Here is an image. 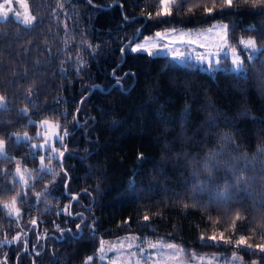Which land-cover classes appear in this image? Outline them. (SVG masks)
I'll return each instance as SVG.
<instances>
[{
	"label": "trees",
	"instance_id": "obj_1",
	"mask_svg": "<svg viewBox=\"0 0 264 264\" xmlns=\"http://www.w3.org/2000/svg\"><path fill=\"white\" fill-rule=\"evenodd\" d=\"M28 3L32 26L0 20V205L20 194L19 217L0 210V264H83L102 241L132 234L264 264V3L175 0L167 16L159 0ZM215 22L232 47L242 37L259 47L243 71L127 50ZM42 120L67 133L54 172L13 136Z\"/></svg>",
	"mask_w": 264,
	"mask_h": 264
},
{
	"label": "rangeland",
	"instance_id": "obj_2",
	"mask_svg": "<svg viewBox=\"0 0 264 264\" xmlns=\"http://www.w3.org/2000/svg\"><path fill=\"white\" fill-rule=\"evenodd\" d=\"M4 2L5 0H0V3ZM6 7H10L12 11H10L8 17L3 20L13 19L17 21L15 19L17 13H19L20 19H23L24 15L26 14V10L27 14L33 16L28 0H11V4L6 5ZM35 21L36 19L34 20L33 24ZM214 25L227 26V24L224 22H215L211 26L203 29L182 28L156 31L151 35L143 36L140 40L130 45L127 50L131 53H147L144 51H131V48H134L137 44L147 43L150 47L155 45V47L152 49L154 54L150 56H167L175 65L198 67L206 71L224 70L227 68L234 72L243 71L246 60L250 61L251 59H248V57L251 56L253 58L259 51V47L257 46V50L253 52L251 49L243 48V46L239 43L240 40L238 41L239 46L236 47V49L243 60V69L237 70L231 63V51L234 47H232L229 42L228 27H226V29L223 27L213 28ZM169 30L175 31L171 32ZM156 33H167V35L161 38L157 37ZM181 34H183V36H181ZM225 39L227 41L226 44ZM189 41H195L196 43H189ZM200 45H204V47H201ZM222 46L225 48L227 56H225V52L220 51ZM208 52L218 54L214 57L211 66L206 61L202 62L196 59L198 55ZM175 53H183V55L177 56ZM216 59H219V64L215 62ZM42 121L37 122L38 128L35 133H27L30 137V139L27 141L30 142L31 145H40L43 144L45 138H47L49 145L48 147H37L34 149L42 151L43 155L41 157H44V160L45 158H48V161H46V163L44 162L47 168L43 170L47 172H54L56 162L61 156L59 154L62 153L64 138L66 135L65 132L60 129L59 124L47 120L49 121V124L44 125ZM38 133L39 135H37ZM19 134L23 136L24 133ZM60 136H63L62 141L58 139ZM4 152L6 154V147H4ZM26 173L27 172L24 171L25 180L27 177H29V175H26ZM101 243H103L104 247L103 258H101V253L99 251L101 247L100 244L97 252L93 255H90L93 257V260L89 261L88 264H258L256 261H252L250 263L245 262L242 256L237 253L232 254L231 256L198 253L186 254V252L176 244L164 243L161 240L149 242L134 234L105 240ZM150 243H162L163 245L172 244L177 246L180 251L178 253H174L173 250H170L166 247L152 249L149 247ZM129 245H131V247H129ZM139 249H144L145 251L140 252ZM149 255L152 257V259L144 258ZM86 260L83 262V264H85Z\"/></svg>",
	"mask_w": 264,
	"mask_h": 264
},
{
	"label": "snow or ice",
	"instance_id": "obj_3",
	"mask_svg": "<svg viewBox=\"0 0 264 264\" xmlns=\"http://www.w3.org/2000/svg\"><path fill=\"white\" fill-rule=\"evenodd\" d=\"M247 2V0H246ZM253 4L256 3H264V0H252ZM11 4V0H5L4 3H0V20L6 19L9 15V12L12 11V9L10 7H6V5H10ZM159 4H160V11H158L156 13L157 16H167V15H171L172 14V7L175 4V0H159ZM234 4V0H223V6L224 7H233ZM62 7V5H60ZM191 10V9H190ZM206 13H211L213 11V8L211 7H207L205 8ZM151 14L149 13V16ZM15 19L19 22V23H23L25 26H30L33 24L34 20L36 19L34 16H31L29 14H27V10H26V14L24 15L23 19H20V15L19 13L16 14ZM219 27H223L226 29L227 26H219V25H214L213 28H219ZM171 32H174L175 30H169ZM210 31V30H209ZM167 35V33H156L157 37H165ZM181 36H183V34H181ZM226 36V34H225ZM189 43H196L195 41H189ZM227 43L226 39H225V44ZM240 45L243 46V48L245 49H251L253 52H255L257 50V45L254 39L252 38H248V39H244L243 37L240 39L239 41ZM201 47H204V45H200ZM155 47V45H152L151 47L149 46V44L145 43V44H137L134 48H131V51L133 52H139V51H144L147 52L149 55H153V48ZM220 51L225 52V56H227V52L225 50V48L222 46ZM175 55L177 56H182L183 53H175ZM217 53H204V54H200L196 57L197 60L202 61V62H208V64L211 66L213 59L215 56H217ZM231 55H232V59H231V63L232 65L235 66V68L237 70H242L243 69V60L241 59L240 55L237 52L236 48H232L231 51ZM248 59H252L251 56L248 57ZM215 62L217 64H219V59H216ZM118 83V81H117ZM29 94H31V91L29 90ZM6 107V98L2 95H0V109L5 108ZM23 112H27V109H23ZM31 123V122H30ZM42 123L44 125H48L49 121L45 120L42 121ZM39 135V133L37 134ZM65 135H67V133H65ZM13 136L15 137L16 141L19 142L20 140H29L30 137L28 136L27 133H24L23 136H21L19 133L13 134ZM11 138V137H10ZM59 140H63V136L58 137ZM48 140L47 138H45L44 143L40 144V145H36L33 144L32 147L33 148H44V147H48ZM4 147H5V141L3 139H0V157H4L6 158V154L4 152ZM59 155H63V153H60ZM17 166L15 169V175L18 177V182L23 183V184H27V180L24 179V171H22L19 161L16 162ZM41 168L45 169L47 168V166L44 164V157H41ZM205 168L207 169L208 166L205 165ZM26 171V170H25ZM209 175H211V172L209 171ZM20 194L17 193L15 196H13L11 198L10 202H3L2 205H0V210H6L7 215L9 217H19L20 215V209L17 207V197ZM38 198L40 196H42V193H36L35 194ZM72 199H76V197H72ZM65 212H68V207L66 206L64 209ZM69 215H71V213H68ZM149 217L147 215L144 216V220H148ZM32 224L35 225L36 224V220H32ZM76 229L79 230L81 225L76 224L75 225ZM57 228H59V226H57ZM60 231H63L62 229H60ZM211 239H216V237H211ZM14 241H18L20 240V236L19 234L15 237H13ZM11 241H9L10 243ZM237 245H244L246 244V240L244 237H240V239L236 242ZM129 247H131V245H129ZM149 247L152 249H156V248H168L170 250H173L174 253H178L180 250L177 248V246L172 245V244H168V245H163L162 243H155L149 244ZM257 248L260 249V251L264 252V245H257ZM100 253H101V258H103V253H104V247H103V243H101V247L99 249ZM140 252H144V249H139ZM37 255H39V253H37ZM134 255V254H133ZM145 259H152V257L146 256L144 257ZM93 260L92 256H89L85 262V264H88L89 261Z\"/></svg>",
	"mask_w": 264,
	"mask_h": 264
},
{
	"label": "water",
	"instance_id": "obj_4",
	"mask_svg": "<svg viewBox=\"0 0 264 264\" xmlns=\"http://www.w3.org/2000/svg\"><path fill=\"white\" fill-rule=\"evenodd\" d=\"M138 37V36H137ZM137 37H136V39H137Z\"/></svg>",
	"mask_w": 264,
	"mask_h": 264
}]
</instances>
